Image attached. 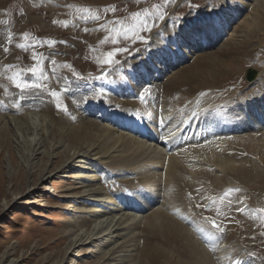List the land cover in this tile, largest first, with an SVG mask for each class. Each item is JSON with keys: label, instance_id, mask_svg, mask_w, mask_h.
<instances>
[{"label": "rangeland", "instance_id": "obj_1", "mask_svg": "<svg viewBox=\"0 0 264 264\" xmlns=\"http://www.w3.org/2000/svg\"><path fill=\"white\" fill-rule=\"evenodd\" d=\"M3 3L0 64L12 60L7 84L19 91L18 101L5 100L8 86L4 94L0 89V109L6 107L0 119L16 117L31 125L26 116L39 115L47 125L43 154L36 157L28 145L0 139V264H264V113L255 118V108L264 106V0ZM221 12L231 16L219 23L222 32L207 18ZM17 26L22 30L13 48L6 36ZM110 53H116L111 60ZM249 69L260 73L253 84L244 78ZM22 82L28 86L18 88ZM204 95L208 104L200 100ZM251 100L259 103L242 110ZM29 104L41 108L30 110ZM215 111L224 117L221 128L208 127ZM111 114H134L157 137L179 125L165 143L174 160L170 155L164 170L154 164L155 170L156 154L117 143V133L111 136L106 128ZM181 114L190 122L182 124ZM196 114L201 116L194 122ZM246 114L254 120L243 122ZM185 145H194V153L178 152ZM90 147L104 158L102 167L90 166L88 172L105 197L118 203L140 199V209L147 210L132 226L138 236L132 243L121 239L120 230L112 240L107 236L108 216L101 217L105 226L99 218L90 227L80 223L100 208L87 201L88 184L78 179L84 171L64 163L69 153ZM177 160L185 183L180 176L181 185L178 178L169 184L180 185L179 196L172 188L174 194L165 193L163 185ZM105 170L112 174L107 179ZM45 171L49 175L41 179ZM154 172H163L162 182L154 183ZM150 203L158 205L151 209ZM164 204L189 218L186 229L167 219ZM150 216L158 218V230L150 231ZM93 237L102 239L90 243Z\"/></svg>", "mask_w": 264, "mask_h": 264}, {"label": "bare ground", "instance_id": "obj_2", "mask_svg": "<svg viewBox=\"0 0 264 264\" xmlns=\"http://www.w3.org/2000/svg\"><path fill=\"white\" fill-rule=\"evenodd\" d=\"M240 5V3H239ZM5 7L4 3H3V0H0V26L6 21V14H5V9L2 10L3 8ZM233 13H238L237 10H234ZM264 15V14H263ZM218 17V18H217ZM216 18L213 16L211 17H208V19H213L215 20L216 22V25H217V28H218V31L222 32V30H224L223 28V25L219 24L220 22L223 23L226 22L227 19H230L231 16H228V13L226 12H221ZM206 18V19H207ZM223 20V21H222ZM206 21H210V20H206ZM218 23V24H217ZM11 25V24H10ZM195 25V24H194ZM203 25V24H202ZM208 25V24H207ZM205 24V26H207ZM204 26V25H203ZM2 27V26H1ZM225 27V25H224ZM188 28H190V25H188ZM1 29V28H0ZM3 29V28H2ZM21 28L19 26H17L16 28H12L11 29V33L8 34V36H6L7 39H9L10 41V45L11 47L13 48H16L17 47V40L16 38H18V36L20 35L21 33ZM221 35H219L218 38H220ZM211 37H214V36H211ZM186 42V41H185ZM3 43V42H2ZM184 43V41H183ZM4 45V43H3ZM208 45V44H207ZM209 45H212V43H210ZM5 49V47L3 48ZM10 49V48H8ZM13 50V49H11ZM15 50H13L14 52ZM7 52V51H6ZM9 53V52H7ZM212 55V54H211ZM212 57V56H211ZM215 57V56H214ZM212 57V58H214ZM210 58V57H209ZM189 60V59H188ZM216 60V59H215ZM219 65V64H218ZM14 66L12 60H10V58L6 57L4 59V62L0 64V89L2 90L3 94L5 93V87L8 86V89H9V85L7 84V76H6V72L8 70H10L12 67ZM215 68V67H213ZM212 68V69H213ZM192 69V68H191ZM193 70V69H192ZM204 70V69H203ZM224 70V69H223ZM215 71V70H214ZM16 72H21L20 71V68L19 69H16L13 71L14 73V77H15V74ZM222 72V71H221ZM8 73V72H7ZM10 73V72H9ZM206 73V72H204ZM215 73V72H214ZM219 74H220V71H219ZM19 75V74H18ZM31 75V74H30ZM217 75V74H216ZM215 75V76H216ZM217 78V76H216ZM13 84H11V88L9 89V92L7 93L6 97L4 98L5 100H9V99H13L15 101H18L16 100V97H17V94L16 92H18L19 90L18 89H13L14 87H12ZM21 85H24V83L22 82ZM21 93V92H20ZM23 92L20 94L22 95ZM203 97H206V95L202 96L200 98V100H203L204 103L208 104L209 101L206 99V98H203ZM214 96H212L213 98ZM264 98V97H263ZM262 98V99H263ZM262 102H264V100H262ZM254 103H257V102H254L251 100L250 102V105L251 106H247L246 104H243V107L241 108L242 110H246L248 111L249 109H252V108H255V104ZM259 103V102H258ZM257 103V104H258ZM93 104V103H92ZM28 107V109L32 110V109H35V107H40L38 106L37 104H29V105H26ZM95 105H90L88 106V108L92 109V107H94ZM210 108L212 107L211 105H209ZM9 108H12V106H9ZM16 109H20V106H18V104H16ZM41 108V107H40ZM6 109V107H2L0 110L4 111ZM94 109V108H93ZM257 112L255 113V118H256V115H259V114H262L264 113V106L260 109H257ZM104 110V109H103ZM217 111H215L211 116H210V120L208 121V127L209 128H221L223 127L220 123V121L224 120V117L220 116L218 117L217 116ZM192 113H190V116H191ZM234 115L236 114H239V111L238 110H235L233 112ZM150 115V113L148 114ZM198 118L195 119L194 122H196L201 115L199 114H196ZM103 116V115H102ZM261 116V115H260ZM252 116H250V114H246L244 116V119H243V122H249V119H253L251 118ZM127 118V119H126ZM147 117H145L146 119ZM181 118H182V121L181 123L183 124V121H184V124L185 122L191 118V117H185L183 116V114H181ZM26 119L30 120L31 121V125H26L24 124L20 119L14 117V118H6V119H0V139H10L12 141H14V143L19 147V148H23V146H26L28 145V147L31 149H33V153L31 156H38V155H42V149H43V138L46 137V130H45V125L46 124V120L45 118H41V116H34V115H30V116H26ZM144 119V118H143ZM149 119V118H148ZM185 119V120H183ZM125 120V121H124ZM254 120V119H253ZM146 120H142L140 118H138V116L134 115V114H131L129 116H126V117H121V115H115V114H111L110 118L107 120V129L109 130L110 132V135L111 136H116L114 134L117 133V136L115 137V140L117 143H133L135 144V148H137L138 150H140L141 152H144V153H151L152 154H156V162H153V168L155 170H158L156 169L157 167L154 166V164L158 165V166H164L161 170H164L165 168V160H170V158L174 157L172 156L171 154V157L169 158L170 155H168L170 152L172 153L173 150L169 151L166 150V146H165V143L168 142V140H170L171 136H173L175 133H177L178 131V126H174V128L172 129H168L166 131L168 132H164L163 134H160L158 137L156 136L157 134L154 133L152 134L150 131H154L152 129V125L151 124H147V122H144ZM180 121V120H179ZM190 122V121H189ZM205 123V121H202ZM131 123L132 126H131ZM180 123V124H181ZM196 124V123H195ZM162 125H165L162 123ZM182 126V125H181ZM180 126V127H181ZM127 127H130V128H127ZM148 128H150L151 130H148ZM193 128V127H192ZM112 129V130H111ZM180 129V128H179ZM129 132L126 134V132ZM131 132V133H130ZM132 135L128 138L129 135ZM150 135V136H149ZM185 135V134H184ZM191 135V134H190ZM157 137V138H155ZM197 137H195L196 139ZM194 140V139H192ZM162 141V142H160ZM173 141V140H172ZM189 141V140H188ZM149 142H152V143H156L155 145L153 144H150ZM197 142V140L195 141ZM169 144V143H167ZM166 144V145H167ZM195 144V143H194ZM170 145V144H169ZM190 145V144H189ZM189 145H185L184 147H182L181 149L178 150V152L182 151V150H187V149H191L193 150V153H194V145L191 147ZM172 146V144H171ZM176 146V145H175ZM173 146V147H175ZM63 147V146H62ZM166 148V149H165ZM174 149V148H173ZM152 150V152H151ZM176 150V149H175ZM149 151V152H148ZM175 152V151H174ZM177 152V150H176ZM177 152V153H178ZM188 152V151H187ZM192 152V151H191ZM29 154V153H28ZM182 157V154H180ZM30 156V155H29ZM176 157V156H175ZM179 158V157H178ZM33 159V158H32ZM176 159V158H175ZM201 159V158H200ZM104 158L103 157H99L97 153H95V151L93 150V148H81V150H79L78 152H75L73 154H70L69 153V156L67 155L66 157V161L64 163V166L66 167L69 166L70 169L74 168L76 169L78 172L80 170L84 171L82 174L85 173V175H80L78 177V179L80 180L81 184H88V190L85 191L86 192V197H89V200H87L88 202H93L95 203L96 207L97 208H100L99 210H93L92 212H84L86 213V215H88L89 217H87L85 215V217H82L81 220H80V223L84 226V227H90L92 226L91 223L92 222H95L96 224V220H98V218L101 220L102 218L101 217H107V219H111L110 221H108V225L109 227L112 226L111 228V232H109V234L107 236H111V240L114 239L116 236H114L115 232L116 231H122L124 232V234L122 235L121 239H123L124 241L126 240V242H130L132 243L134 240H136V238H138V236L132 234L133 231H132V226L138 222L139 220H141V216H139L140 213L142 212H147V210L145 209H140L141 207H143L142 205H140L142 202L140 199H137L136 202L134 203L133 199H130V201L128 202H123L125 199H120L119 200V203L115 200H113L111 197L107 198L105 196L106 193L103 192L102 190H100V188L97 187V184H96V179L97 177L96 176H91V173L92 172H88V169L89 167L90 168H96V165L98 166H101L103 165V161ZM174 160V158L171 160V162ZM180 160V159H179ZM34 161V160H33ZM36 161V160H35ZM177 162V167H175V169H173L174 165L172 166V169L170 171V173H168V178L167 180L164 182V190H165V193H166V190L168 191L170 188L174 189L171 185H174L173 183H170L169 182H172L173 179L175 178H178V182H179V178L180 176L184 179L183 181H180L182 183H185V178H184V174L181 175L180 173V176L179 174L177 173L178 171H180L181 169H179L178 167V163H180L178 160L176 161ZM175 162V163H176ZM175 163H172V164H175ZM75 164H79L80 166H76ZM171 164V165H172ZM190 164V163H189ZM95 165V166H94ZM176 165V164H175ZM181 165V164H180ZM179 165V166H180ZM102 167V166H101ZM176 168H178L179 170H177ZM73 170V169H72ZM100 167L96 169V171H94V173H98L100 171ZM167 171H168V168H167ZM161 172V171H160ZM81 173V172H80ZM156 174V172H154ZM104 174V179H107L108 177H110L112 174L110 173V170H105V173ZM154 174V175H155ZM46 175H49V172L45 171V173L41 174V179H44ZM162 176H163V172L162 174H156V177H155V182H159L161 181L162 182ZM179 176V177H178ZM186 177V176H185ZM174 179V180H175ZM180 180H182L180 178ZM199 180V179H198ZM178 182L176 183V181L174 183L178 184ZM179 182V184L181 185V183ZM168 184V185H167ZM178 184V186H180ZM170 185V187L168 188L167 186ZM184 185V184H183ZM177 185L175 186V189H177L178 187ZM188 185L186 186H183V187H187ZM182 187V188H183ZM168 188V189H167ZM188 188V187H187ZM174 189V190H175ZM181 188H179L180 190ZM171 190V189H170ZM169 190V191H170ZM177 191L175 190V194H178L177 192H180V191ZM188 190V189H186ZM177 191V192H176ZM174 192L172 193V190L170 193L174 194ZM181 194V193H180ZM169 196H171V194H169ZM172 196H176V195H172ZM179 196V194L177 195ZM174 199V198H173ZM181 199V198H180ZM131 201L133 203H131ZM110 204L114 205L115 208L114 210H112L111 208H109ZM150 206H152L151 209L155 208V206H157L158 204L156 203H150L149 204ZM171 206V205H170ZM168 205H165L164 204V207L165 209H167L166 211V215H167V219L168 220H171V221H174L176 222L177 224H180L183 226V229H186L184 226H187V224H189V218L187 216H184L182 213L180 212H176L175 210L177 209H173L172 207H170ZM172 214L175 218H177L179 221H177L174 217H172L170 214ZM118 216H120L118 218ZM143 217V216H142ZM144 218V217H143ZM142 218V220H143ZM149 224H150V231H155V230H158L159 227H158V218L155 219L154 217L150 216L149 217ZM99 221V220H98ZM102 221V220H101ZM106 222V221H105ZM102 223H104L102 221ZM107 224V223H106ZM97 225V224H96ZM100 225V223L98 224ZM105 226V223L103 224ZM102 226V225H101ZM103 226V227H104ZM95 227V226H94ZM93 228V227H92ZM134 228V227H133ZM99 229V227H98ZM104 232H108V231H105V228H103ZM108 229V228H107ZM164 229L163 228H160V232H162ZM94 231V228L93 230ZM99 231V230H98ZM101 231V229H100ZM100 231L99 233L95 234V236H99L100 234ZM96 232V231H95ZM102 235H104L102 233ZM101 235V236H102ZM94 236V235H93ZM94 236V237H95ZM91 238L92 240L90 241V243H94L95 241H98L102 238ZM106 237V236H105ZM89 240L87 239V241L85 242H88ZM82 240H78L77 241V244L80 243V245L82 246L83 243ZM84 242V243H85ZM154 248H152V250H154ZM133 253L134 251L132 250H129L127 252H130ZM138 253H139V250H138ZM134 254H132L133 256ZM131 255L127 254V257H130ZM126 257V255H125Z\"/></svg>", "mask_w": 264, "mask_h": 264}, {"label": "water", "instance_id": "obj_3", "mask_svg": "<svg viewBox=\"0 0 264 264\" xmlns=\"http://www.w3.org/2000/svg\"><path fill=\"white\" fill-rule=\"evenodd\" d=\"M259 75L260 73L258 71L249 69L246 71L244 78L249 84H253L257 80Z\"/></svg>", "mask_w": 264, "mask_h": 264}, {"label": "snow or ice", "instance_id": "obj_4", "mask_svg": "<svg viewBox=\"0 0 264 264\" xmlns=\"http://www.w3.org/2000/svg\"><path fill=\"white\" fill-rule=\"evenodd\" d=\"M145 31H150V29H148L147 26H145ZM177 33H178V32H177ZM177 33H176V34H177ZM142 42H146V41H143V40H142ZM123 51L126 52V51H128V49L125 48ZM114 55H116V53H110V54H109L110 60H111V57L114 56ZM16 86H17L18 88L22 87L21 84H17ZM27 86H28L27 83H25V84L23 85V87H27ZM51 95H52L53 97H55V96H56V93L53 92V93H51ZM212 227L217 228V229L220 228V226H219L215 221L212 222Z\"/></svg>", "mask_w": 264, "mask_h": 264}]
</instances>
